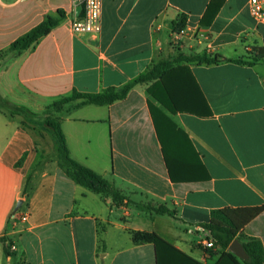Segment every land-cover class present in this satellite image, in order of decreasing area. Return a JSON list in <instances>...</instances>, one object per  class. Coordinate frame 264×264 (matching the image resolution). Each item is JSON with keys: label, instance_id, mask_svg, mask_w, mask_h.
Masks as SVG:
<instances>
[{"label": "crops", "instance_id": "1", "mask_svg": "<svg viewBox=\"0 0 264 264\" xmlns=\"http://www.w3.org/2000/svg\"><path fill=\"white\" fill-rule=\"evenodd\" d=\"M211 1L103 0L101 31L77 34L71 25L81 13L72 0H0V54L47 16H62L36 46L0 57L3 98L41 114L74 90L120 89L171 56L172 25L182 17L186 54L238 59L264 45L249 0H225L203 26ZM187 65L210 117L169 112L149 93L150 83L113 104L75 101L59 114L73 159L124 194L119 183L148 203L166 204L175 217L157 215L129 195L118 205L76 184L57 156L44 153L24 118L0 107V264H158L154 244H135L130 231L157 233L192 258L214 262L217 255L199 245L211 212L264 206V64ZM149 103L165 116L153 115ZM200 162L210 180H171L168 165L186 179L199 174ZM244 233L264 247V211ZM4 240L15 247L10 255Z\"/></svg>", "mask_w": 264, "mask_h": 264}, {"label": "trees", "instance_id": "2", "mask_svg": "<svg viewBox=\"0 0 264 264\" xmlns=\"http://www.w3.org/2000/svg\"><path fill=\"white\" fill-rule=\"evenodd\" d=\"M224 2L225 0L211 1L201 20L203 26L211 25ZM80 16H82V13ZM61 19L62 16L61 18L47 16L40 24L12 42L10 47L0 54V57L7 54H20L36 46L42 38L48 36L59 26ZM186 26L187 18L182 17L178 21L173 22L172 28L175 31L177 27L182 29L186 28ZM228 62L248 66H255L259 63L264 64V45L252 46L245 56L238 59L226 58L221 54H186L181 52L174 60L165 58L156 61L146 73L120 89L111 87L102 93H82L74 90L71 95L64 96L47 106L41 114L32 111L26 106L17 105L5 100L1 95L0 107L7 110L11 115L22 116L24 122L27 121L29 124L40 127L49 133L57 148L59 169L64 175L76 184L96 194L111 197L115 204L120 205L125 200H128V197L114 181L105 178L71 157L66 136L62 129V119L59 114L64 111L66 105L75 101H80L76 107L113 104L126 99L136 85L150 83L151 86L148 88L149 93L169 112L173 114L189 113L199 117H210L213 115L210 106L187 64L194 63L210 66ZM176 63L183 64V66L177 68L175 66ZM149 106L153 115H155L156 110L164 115L153 104L149 103ZM168 167L173 182L183 180L208 181L211 179L206 166L202 162L199 164V174L193 178L184 179L176 177L170 165ZM145 206L157 215L176 216V211L170 209L166 204L154 205L148 203ZM263 211L264 206H255L226 207L215 209L211 212L210 222L202 225V228L208 230L214 240V248L206 249V253L214 257L218 254L216 251L221 252L213 264H264V247L261 240L247 236L244 233L245 227ZM130 234L135 244H154L158 264H204L180 251L157 233L130 231ZM236 239L241 241L249 256L246 261L239 259L228 251L229 246ZM4 246L5 253L10 255V246L5 240Z\"/></svg>", "mask_w": 264, "mask_h": 264}, {"label": "built area", "instance_id": "3", "mask_svg": "<svg viewBox=\"0 0 264 264\" xmlns=\"http://www.w3.org/2000/svg\"><path fill=\"white\" fill-rule=\"evenodd\" d=\"M75 8L82 7V16L76 17L71 25L72 31L77 34H92L99 33L101 31V18L103 9V0H72ZM250 13L252 18L259 27L264 28V0H249ZM174 38L179 39L180 35L174 33ZM15 219V216H13ZM28 217L24 215L23 221H26ZM203 232V237L200 240L202 247L206 249L214 248V240L208 230L204 228L200 229ZM10 250H14L15 247L10 245Z\"/></svg>", "mask_w": 264, "mask_h": 264}, {"label": "rangeland", "instance_id": "4", "mask_svg": "<svg viewBox=\"0 0 264 264\" xmlns=\"http://www.w3.org/2000/svg\"><path fill=\"white\" fill-rule=\"evenodd\" d=\"M185 29L186 28L179 29L177 27V29L175 31L173 30L172 39H171V48H170L172 51L171 56L167 57L168 56L167 55L166 57H163L161 59L169 58L171 60H174L175 58H177L179 53L183 52L182 49L185 46V42H183L182 36H184L186 34L184 32ZM174 33H178L180 35L179 39L174 38V35H173ZM263 41H264V36H263ZM256 45H263V44L259 41V44H256ZM177 65H178V63L175 64V66H177ZM3 94H5V91L0 86V95L2 97H3ZM5 100H7V99H5ZM23 124H25L24 125L25 127L29 128L33 131L35 138H36V141L38 142L40 147L43 149L44 153L46 155H48L50 158L55 159L56 158L55 156H57V148H56V145H55L53 139L49 135V133L47 131L41 129L40 127H35L33 124H29L27 121H25ZM119 186L123 187L125 190V194L129 195L130 198L132 199V201H134L136 203L144 204V203H148L150 201V198H147L146 196H144L143 194H141L140 192H138L136 190H133L129 187H126V186L122 185L121 183H119ZM199 245L202 247L201 244H199ZM202 249H204V248L202 247ZM216 252L218 253L216 259L214 260V262H211L209 264L215 263L216 260L218 259L221 252L220 251H216Z\"/></svg>", "mask_w": 264, "mask_h": 264}, {"label": "water", "instance_id": "5", "mask_svg": "<svg viewBox=\"0 0 264 264\" xmlns=\"http://www.w3.org/2000/svg\"><path fill=\"white\" fill-rule=\"evenodd\" d=\"M81 12H82V7H78V14H80ZM22 204L23 201H20L18 203L17 209H19ZM228 251L243 261H246L249 258L243 244L238 239L233 241V243L229 246Z\"/></svg>", "mask_w": 264, "mask_h": 264}]
</instances>
